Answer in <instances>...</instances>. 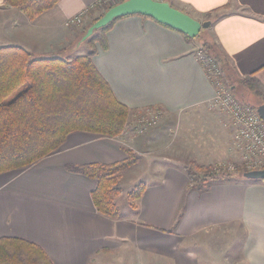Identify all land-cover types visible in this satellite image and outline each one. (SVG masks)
Segmentation results:
<instances>
[{
    "label": "crops",
    "instance_id": "crops-1",
    "mask_svg": "<svg viewBox=\"0 0 264 264\" xmlns=\"http://www.w3.org/2000/svg\"><path fill=\"white\" fill-rule=\"evenodd\" d=\"M97 1L59 0L31 21L0 0V46L21 47L39 58L84 55L82 29L66 21ZM160 1L210 22L206 37L228 62L226 81L251 80L264 98V0ZM106 33L107 49L92 57L96 71L130 112H164L162 129L118 138L71 133L56 153L1 173L0 239L35 244L52 264H150L155 255L159 264H207L188 241L237 225L242 264H264V183L218 181L198 192L183 171L189 162L211 166L236 157L223 116L208 108L214 89L195 58L199 40L137 15L118 19ZM169 129L176 136L165 144ZM123 147L140 157L128 169L142 170L145 191L136 210L128 201L122 209L119 196L120 218L111 220L93 208L96 183L67 167L121 162Z\"/></svg>",
    "mask_w": 264,
    "mask_h": 264
},
{
    "label": "trees",
    "instance_id": "trees-1",
    "mask_svg": "<svg viewBox=\"0 0 264 264\" xmlns=\"http://www.w3.org/2000/svg\"><path fill=\"white\" fill-rule=\"evenodd\" d=\"M58 1L4 0V3L8 8L20 10L33 21L55 7ZM123 1L125 2H121ZM119 3L100 9L101 13L82 34L109 8ZM95 8L97 7L90 11H97ZM118 19L121 18L114 19L109 25L92 33L85 41L89 48L87 54L70 60L61 57L39 58L21 47L0 46V174L26 169L40 159L56 153L71 133L84 132L105 138H118L125 134L129 118H135L138 122L143 117L141 111L152 108L141 107L130 112L115 98L109 85L96 71L92 57L99 49H107L106 32ZM196 39L201 42L200 48L211 55L223 73L230 70L226 59L208 41L206 30L200 31ZM238 83L245 90H255L251 80H238ZM135 129L132 131L136 132ZM122 151L126 155L125 159L112 165L67 167L69 171L96 183L91 193L93 208L98 214L111 220L120 218L115 200L122 193L118 182L121 173L140 160L132 150L123 147ZM183 171L187 175L189 188L198 192H206L214 182L240 181L243 179L242 174L247 172L237 170L235 173L218 174L211 166H199L194 162L184 166ZM144 191V184L139 183L126 193L131 209L136 210L135 202ZM179 219L177 216L175 225ZM0 264L52 263L37 245L16 238H2Z\"/></svg>",
    "mask_w": 264,
    "mask_h": 264
},
{
    "label": "rangeland",
    "instance_id": "rangeland-1",
    "mask_svg": "<svg viewBox=\"0 0 264 264\" xmlns=\"http://www.w3.org/2000/svg\"><path fill=\"white\" fill-rule=\"evenodd\" d=\"M121 1L122 0H114L113 2H111V4L119 3ZM98 5L99 6H95V7H97V8H95V9H97V11H95L93 13H96L100 9H103L104 7L107 6V4H105V5L98 4ZM93 10H94V8H92L91 11H93ZM91 11L88 12L87 19L84 21V23H82V25L75 27V28H77V29L80 28L84 32V30L91 24L92 20L94 19V18L91 19V16L93 15V13ZM208 41H210V40L208 39ZM80 50L85 51L83 53L87 54L89 52L88 45L86 43H84L83 47H81ZM202 51L205 52L204 54L207 53V51H205L204 49H202ZM206 55H209V54H206ZM226 75L227 74L224 73V81H223L224 86L227 89L230 87H234L235 89H233V91L232 90L231 91L233 92L234 96L236 98H238V100H240V102L250 104L254 108L257 105H260L261 103H263L264 98L259 97L258 93L255 90H254V92H250L248 90H245V88L243 86H241L240 84H238L237 82H233V83H231V81L227 82L226 81ZM209 106L210 105L208 104V108L211 111L216 112L220 117L223 116L224 122H225L224 126H225V128H227L230 131L231 145L233 146V148L235 150L234 152H236V157L234 159H229V160L220 159V160L216 161L213 165H211L212 170L217 172L218 174L222 173V172H228L229 170L226 167H228L229 165H232V166H234V168H233L234 170L231 172L235 173V172H237V170L238 171H242V170L247 171L245 165H243L241 163L240 151L238 152V148H236L234 143H233L232 139L234 136V132H233V129L230 127V120L228 119V117L226 115L220 113L219 110L211 109ZM149 110H150L149 112L151 114L147 113V115L145 117V118H147L149 116V118L146 119L147 123H151V126H149V128L144 130V132H142V133L134 132L132 130H134V128H137V126H138L137 119L129 118L127 123H126L127 129L125 127V130H124L125 134L124 133L123 134L124 135L132 134L135 136H139V135H144L153 129L154 130H156V129L161 130L162 125H163L162 123L164 122L163 119H165V118H163L164 112H162L159 108H156V107H152ZM141 112L144 113V112H146V110H142ZM178 119L184 123L187 122L186 125H190L192 123V120L190 118L178 117ZM175 122H176V127L173 130H176V128H177L178 120L176 119ZM173 130L168 131L167 138L165 137V142H164L165 144L167 143V139L170 141L174 136H176L173 133ZM169 143L167 144V146L169 145ZM163 153L167 154V152H163ZM190 163H192V162H189L188 164H190ZM194 163H196V162H194ZM196 164H198L199 166H205V165H201L199 163H196ZM141 173H143V172H142V170H140V168L126 169L125 171L122 172V175H121L122 180L120 181V188L123 191V193L118 198V204L121 206L122 209L125 208V206H124L125 202L128 201L126 193L128 191H130L131 189H133L134 186L141 183V180H143L144 176L141 175ZM241 181L250 182L253 184L258 183V182H260V184H261L263 182L262 180L259 181V180L240 179L239 182H241ZM241 233L242 232H241L240 228L237 227V225L230 226V227L226 226V227H223L220 229H213L209 233L199 235L195 239L189 240L187 247L190 248L195 253H197L199 256H202L206 260L207 264H242V262H241V259H242L241 247H240L241 241L239 239V238H241ZM133 264H141V262L140 261H134ZM150 264H159L158 256L155 255L154 257H152V262H150Z\"/></svg>",
    "mask_w": 264,
    "mask_h": 264
},
{
    "label": "built area",
    "instance_id": "built-area-1",
    "mask_svg": "<svg viewBox=\"0 0 264 264\" xmlns=\"http://www.w3.org/2000/svg\"><path fill=\"white\" fill-rule=\"evenodd\" d=\"M114 0H98L96 3L84 9L77 15L66 21L69 27H78L84 23L88 12L98 4L113 5ZM160 1V0H156ZM202 49L195 52V58L205 72L207 79L214 89V95L209 101L211 109L219 110L220 113L226 115L230 120V127L233 129V143L238 152L240 151L241 163L245 165L247 171L264 170V121L255 114V108L250 104L240 102L236 98L230 88H226L223 84L224 73L209 55L204 54ZM148 109V110H147ZM145 109L141 120L137 122V133H142L151 126L147 123L146 115L151 114L150 108ZM231 172L234 166L226 167Z\"/></svg>",
    "mask_w": 264,
    "mask_h": 264
},
{
    "label": "water",
    "instance_id": "water-1",
    "mask_svg": "<svg viewBox=\"0 0 264 264\" xmlns=\"http://www.w3.org/2000/svg\"><path fill=\"white\" fill-rule=\"evenodd\" d=\"M143 16L182 33L190 39H195L200 31L210 27V22L200 23L189 15L173 8L167 1L156 0H125L109 8L98 20H96L84 33L81 40L85 41L92 33L109 25L114 19L127 16ZM257 114L264 121V104L255 107ZM243 179L264 181V170L244 172Z\"/></svg>",
    "mask_w": 264,
    "mask_h": 264
}]
</instances>
